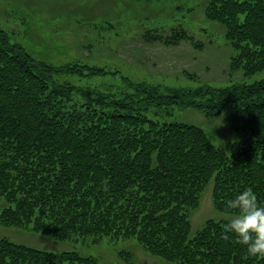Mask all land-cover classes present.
I'll return each mask as SVG.
<instances>
[{"label":"trees","instance_id":"16d2710c","mask_svg":"<svg viewBox=\"0 0 264 264\" xmlns=\"http://www.w3.org/2000/svg\"><path fill=\"white\" fill-rule=\"evenodd\" d=\"M202 5L207 20L224 26L234 50L229 75L263 72L264 0ZM140 37L165 46L195 41L181 24L166 35L149 28ZM107 73L78 60L50 64L0 26V198L7 203L0 225L87 245L133 241L176 264H264L247 257L234 234L221 238L226 218L208 219L191 234L192 215L211 182L213 206L222 214H235L226 204L247 188L264 205V78L166 91L126 76L117 92L80 84ZM175 108L208 118L227 113L236 134L230 151L199 125L146 113L170 118ZM116 253L127 264L135 259L127 247ZM0 264L101 262L0 236Z\"/></svg>","mask_w":264,"mask_h":264},{"label":"rangeland","instance_id":"374dc122","mask_svg":"<svg viewBox=\"0 0 264 264\" xmlns=\"http://www.w3.org/2000/svg\"><path fill=\"white\" fill-rule=\"evenodd\" d=\"M204 1L0 0V26L10 33L13 42L21 43L28 52L55 66L78 60L81 64L106 67V75L80 82L98 90L113 87V91H120L124 76L160 85L164 91L168 87L201 84L224 86L240 80L251 84L264 78V71L246 79L241 72L229 75V60L234 50L225 40L224 26L206 19ZM178 24L194 36V43L182 41L177 46H165L144 42L140 37L149 28H160L166 35ZM146 113L152 119L199 125L226 151H230L236 138L227 113L213 118L194 109L175 108L170 118L156 116L151 110ZM212 189L211 182L200 208L192 215L191 234L201 229L208 219L231 216L215 210ZM6 205L0 198V208ZM0 236L45 250H76L97 257L101 264H127L117 258L116 252L122 247L132 250L135 256L132 264H176L147 253L133 241L114 243L104 239L99 245H87L81 240L61 241L1 225Z\"/></svg>","mask_w":264,"mask_h":264},{"label":"clouds","instance_id":"9594fccd","mask_svg":"<svg viewBox=\"0 0 264 264\" xmlns=\"http://www.w3.org/2000/svg\"><path fill=\"white\" fill-rule=\"evenodd\" d=\"M226 208L235 214L223 225L221 238L227 241L228 234H234L237 242L246 246L247 257L264 259V205L260 204L256 193L247 188L229 200Z\"/></svg>","mask_w":264,"mask_h":264}]
</instances>
